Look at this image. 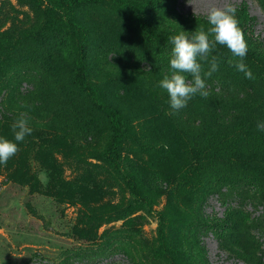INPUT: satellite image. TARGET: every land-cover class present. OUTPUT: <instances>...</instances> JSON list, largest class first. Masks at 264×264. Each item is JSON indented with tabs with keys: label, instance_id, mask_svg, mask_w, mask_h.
I'll list each match as a JSON object with an SVG mask.
<instances>
[{
	"label": "rangeland",
	"instance_id": "374dc122",
	"mask_svg": "<svg viewBox=\"0 0 264 264\" xmlns=\"http://www.w3.org/2000/svg\"><path fill=\"white\" fill-rule=\"evenodd\" d=\"M160 3L153 26L172 31H207L198 19L207 20L212 7L245 4L253 19L241 27L245 40L264 49V0ZM46 7L0 0V137L14 139L11 124L22 113L33 129L0 165V264H170L152 258L157 218L141 207L125 211L129 190L101 157L110 128L72 86L71 40L51 28ZM80 18L91 31V80L139 137V144L123 145V165L153 181L156 210L179 216L167 230L171 244L184 246L190 264H264V132L257 130L264 122V68L244 58L249 80L234 67L238 57L215 55L219 69L206 78L208 97L197 94L173 112L159 87L173 48L144 39L133 17L110 3L83 7ZM171 146L184 165L170 154L158 165L155 152L167 154ZM48 150L61 183L73 187L58 200L36 189L49 183L41 165ZM220 153L227 164L214 163ZM20 164L26 171L17 176Z\"/></svg>",
	"mask_w": 264,
	"mask_h": 264
},
{
	"label": "trees",
	"instance_id": "16d2710c",
	"mask_svg": "<svg viewBox=\"0 0 264 264\" xmlns=\"http://www.w3.org/2000/svg\"><path fill=\"white\" fill-rule=\"evenodd\" d=\"M41 5L46 3V14L52 29L67 34L71 40V83L72 86L81 94L89 105L98 113L103 115L110 128L107 145L101 154L102 159L107 163L113 174L129 190V203L125 208L127 214H131L133 208L141 207L146 212L153 214L158 221L156 246L152 252L154 260H165L170 264H190L187 260V254L182 244L172 245L168 237V228L178 219L177 214H169L165 211L155 209L157 192L153 188V181L146 177L139 170H130L124 167L122 162L123 145L128 141L139 142L131 119L104 93L101 86L91 80V71L88 60V47L91 41L90 27L80 18V10L86 6H99L110 3L117 11L130 14L141 36L156 45H162L173 48L168 42V37L179 34L181 31L188 32L191 36L195 29L188 30H164L153 26V14L161 6L160 0H36ZM239 26L244 28L250 26L253 19L249 16L247 6L243 4L237 10ZM200 22L208 24L204 18L198 19ZM212 37H210L211 39ZM248 45V52L245 59L264 68V49ZM230 50L226 46L217 45L212 55L220 56ZM231 53V52H230ZM232 54V53H231ZM264 132V131H263ZM261 133V131H260ZM257 136L258 133L250 134ZM264 137V134H261ZM222 148V146H221ZM230 152H237V145H229ZM167 154L160 150L155 152L156 160L161 163L166 155L170 154L172 162L176 165H184V160L179 156L177 148L171 146L167 149ZM154 156V160H155ZM213 161L218 165H225L229 162L228 157L223 153L219 158L213 157ZM165 162L158 164L164 165ZM41 165L48 174L49 183L42 189L36 185V189L43 191L46 195H62L73 189L72 186L62 184L60 181V172L58 165L52 158L50 150L41 154ZM262 170L264 168L260 166ZM26 168L20 164L17 176L24 175ZM224 223V222H223ZM230 227L231 220L224 223ZM264 259V251H263Z\"/></svg>",
	"mask_w": 264,
	"mask_h": 264
},
{
	"label": "clouds",
	"instance_id": "9594fccd",
	"mask_svg": "<svg viewBox=\"0 0 264 264\" xmlns=\"http://www.w3.org/2000/svg\"><path fill=\"white\" fill-rule=\"evenodd\" d=\"M207 20V31L200 29L191 36L188 32L181 31L168 37V42L173 45L169 61L170 72L159 81V87L167 93L173 112L178 113L184 109L197 94L208 97L206 78L219 69L218 58L211 55L217 45L226 46L234 57H238L234 67L245 78L254 79L252 71L244 62L248 45L239 26L237 9L231 4L223 8L212 7L207 14ZM203 63L209 65V70L203 71ZM257 130L264 131V122L257 124ZM11 131L13 140L0 137V165L6 166L9 159L19 151L18 143H23L33 132L26 113H22L11 124Z\"/></svg>",
	"mask_w": 264,
	"mask_h": 264
}]
</instances>
